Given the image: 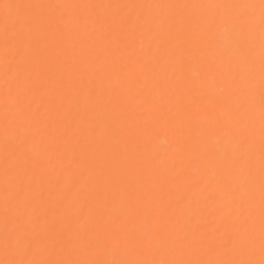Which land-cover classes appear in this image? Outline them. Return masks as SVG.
Here are the masks:
<instances>
[{
  "label": "snow or ice",
  "instance_id": "1",
  "mask_svg": "<svg viewBox=\"0 0 264 264\" xmlns=\"http://www.w3.org/2000/svg\"><path fill=\"white\" fill-rule=\"evenodd\" d=\"M0 264H264V0H0Z\"/></svg>",
  "mask_w": 264,
  "mask_h": 264
},
{
  "label": "bare ground",
  "instance_id": "2",
  "mask_svg": "<svg viewBox=\"0 0 264 264\" xmlns=\"http://www.w3.org/2000/svg\"><path fill=\"white\" fill-rule=\"evenodd\" d=\"M13 2H17V0H13ZM92 2H103V3H118V2H153V3H158V2H163V0H92ZM172 2H195V0H172ZM155 145L159 148L160 145H166L167 144V137L161 134L155 141ZM161 155L164 156L165 153L163 152L162 149H160Z\"/></svg>",
  "mask_w": 264,
  "mask_h": 264
}]
</instances>
